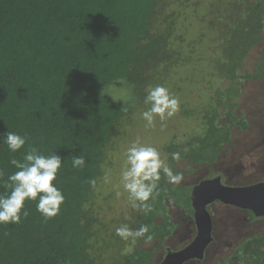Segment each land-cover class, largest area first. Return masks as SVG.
I'll return each mask as SVG.
<instances>
[{
    "label": "trees",
    "instance_id": "trees-1",
    "mask_svg": "<svg viewBox=\"0 0 264 264\" xmlns=\"http://www.w3.org/2000/svg\"><path fill=\"white\" fill-rule=\"evenodd\" d=\"M222 1L231 14L215 22L230 36L227 58L213 59V71L231 84L219 96L206 66L205 38L198 35L194 14L185 10L192 0H0V196L10 194L6 182L18 171L10 161L23 160L30 148L60 156L53 184L64 196L54 217L36 210L37 197L25 200L19 223L0 224V264H147L151 252L145 247L172 229L164 199L189 207V192L169 182L163 171L142 202L147 207L126 199L116 205L104 186L116 177L115 165L125 166L128 147L144 144L139 131L148 122L140 125L135 116L150 107L144 103L149 88L162 86L177 99L174 92L187 93L184 82L205 74L200 89L207 99L190 90L174 113L190 118L206 107L211 111L204 134L189 146H166L172 151L166 166L174 175L181 174L174 160L210 164L216 152L208 147L222 149L229 127L217 123L216 105L222 99L230 104L241 79H264L262 63L240 79L236 74L247 51L264 43V0ZM209 19L206 27H214ZM7 132L24 136L25 145L10 152L3 143ZM76 156L83 157L82 167H73ZM124 210L131 211L129 217ZM135 217L136 231L147 230L133 240L117 235ZM244 244L246 264H264V234Z\"/></svg>",
    "mask_w": 264,
    "mask_h": 264
},
{
    "label": "rangeland",
    "instance_id": "rangeland-1",
    "mask_svg": "<svg viewBox=\"0 0 264 264\" xmlns=\"http://www.w3.org/2000/svg\"><path fill=\"white\" fill-rule=\"evenodd\" d=\"M192 1L195 3H191L192 5L187 6L185 10H187L188 13H191V15L194 14V16L192 17L194 21L197 23L196 27H198L197 28L198 35L199 37L203 36V38H205L206 46L204 48V51L207 57V63H206L207 70L213 71V69L215 70V67H214L215 62L213 61V59L219 58V59L225 60L227 58V52L225 50V43L227 41L226 39L230 36L229 34L223 31L221 27L222 25H218L217 22H215V20L217 21V18L219 16H222L223 14H228L230 16L231 13L224 12L225 10L223 9L225 8H224V4L222 0H201V1L192 0ZM195 4L197 5L194 6ZM211 17H212L211 22L214 25V27L210 26L209 28H207L206 22L209 21L210 20L209 18ZM223 18L224 17H221V19ZM235 18H237L236 15L234 16V19ZM262 35H264V32L262 33ZM263 50H264V43L259 44V45L257 44L256 46L251 47L247 51L243 59V62H241L239 70L236 72V74H238L237 76L238 79L241 78V76H239L241 75V73L242 74L252 73L253 70L256 69L259 63H262V68L264 70V61L261 62L262 60L261 56H262ZM209 71H207V73ZM192 76L190 77L191 78L190 82L183 83L184 93L185 91L189 93L190 90L195 91L197 98L201 101H205L207 99V92L205 89H202V90L200 89L203 87L204 81H202L201 79L205 77V74L198 73ZM210 77L214 78V81H215L214 87L212 88V90L215 93L217 90L218 92L221 91L219 93V96L223 95L226 87L231 84V81L224 79L221 76H217L216 71L215 72L213 71V74ZM250 79L252 81L250 80L246 82L248 79H241L240 82L235 83L234 88L239 89V92L235 97L228 99L230 101V104L227 105L225 100L222 99L220 102L221 104L218 103L216 105L217 112H218L216 121L218 124H228L229 123L231 126H233V129H234L233 130V137H234L233 140L235 142L239 137L237 135L234 136L235 135L234 133L236 132L235 127L240 128V126L234 124L233 122L236 121L237 118H239L240 120L246 119V113L249 112L250 114H252L250 117V131L253 132L251 137H253V135L255 134L257 136L256 144L259 145L262 142L263 135H264V79L262 80H256L254 78H250ZM248 89H249V92H248ZM118 90H119V87H114L112 89L114 94H117ZM174 93L175 95L178 96L177 97L178 101H181L182 98L187 96V93L186 94H181L177 92H174ZM214 102H215V97H214L213 103ZM193 108L194 107H191L189 109H193ZM145 111L146 110H142V112H139V114H136L135 116L136 118L138 117L140 119L141 121L140 125H142L145 121L142 117V113ZM210 114H211V111L206 107V109H202V112L198 115V117L185 118V117H181L179 115L174 114L173 116H171V118L167 117L163 121H161L159 116H155L151 125L147 124L146 127L140 128L142 130L139 131V135L143 137V139L142 138L140 139L144 141L143 145L154 147L159 152L161 159L167 165L168 159L172 156V151L168 150L166 146L171 145V144L175 145V147L179 145L180 148H185V146H189L188 145L189 142L194 141L195 137H198L199 134L201 135L204 134L203 130L206 127L205 125L207 124L206 120L208 119ZM201 124L203 126L199 127ZM258 145L254 148V150L258 149ZM222 147L223 148L219 150L218 152H217V149H214L212 146H209L208 150L210 149L209 151L211 153H214L213 150H215L216 154L219 153V155L217 156L219 160L223 158V154L221 152H224V151L228 153V155H230L231 157L238 156V154H231L229 147L227 146H222ZM201 151H202V148H201ZM243 155H246V158H245L246 162H244V165H246L248 160L251 159L252 153L248 155V152L246 151V153H243L242 156ZM123 164L124 162H120V165L114 166L116 177L113 176L110 179V184L107 186H104V188L106 189L104 193H109V192L111 194L114 193L112 196V199L114 200V203L116 201V205L119 204L117 202H122L125 199L129 200L128 201L129 203H133L129 199V194L125 191L123 187V183L121 179V173L125 168ZM186 164H188L187 161L183 160V162L177 165V168L184 167ZM214 168L215 170H220L219 169L220 167H214ZM183 194L184 193L179 194L180 197H182ZM182 201L183 200H181L180 202ZM119 207H121V205ZM131 209L132 211L133 210L135 211V209L133 208ZM123 213L125 214V216L129 217L131 214V211L124 210ZM168 213L169 214L171 213V217L179 225V220H180L179 217L178 219H174V217H177V214H178L177 209L173 207V209L168 210ZM178 215L180 216V214ZM223 217L224 216H221L218 218V220H215L214 234L216 236L221 237L223 230L226 228L225 235L228 238H225V241L218 242L219 244L223 243L220 246H216L217 248L219 247L218 254L214 252V250H216L214 246L210 249L207 248L205 260H203L200 263H196V264H212L213 258L216 257V254L220 256L221 259L225 260L227 259L228 256L232 254V252L234 251L233 245L237 244L236 240L240 239L241 236H242V239L240 240H244L249 237H253L255 234H258V233L260 235L264 234L263 232L264 230H260L259 228L252 227L251 225L249 226L250 227L249 230H246V232L244 231L241 232L240 227H238L237 225H233L231 224V222L230 224H225L226 220L221 222L220 219ZM109 218H111L110 219L111 223H114V216L109 215L108 219ZM115 222H117L118 226L121 225L120 222L116 221V217H115ZM137 226H138L137 217H135V219L132 218V220H130L128 229L131 232L135 233ZM179 229L180 227H178L175 233L171 236V240H173L176 243H178V241L181 238L187 237L189 234V231H185L184 234L181 235L177 233ZM190 231H191V228H190ZM134 238L135 236L128 237V239L130 240H133ZM185 241L186 240H182L181 243H185ZM232 260H233V263H235V258H232ZM237 260H239V262L235 264H246V257H244V259L240 258Z\"/></svg>",
    "mask_w": 264,
    "mask_h": 264
},
{
    "label": "clouds",
    "instance_id": "clouds-1",
    "mask_svg": "<svg viewBox=\"0 0 264 264\" xmlns=\"http://www.w3.org/2000/svg\"><path fill=\"white\" fill-rule=\"evenodd\" d=\"M144 103L150 105L148 110L142 113L143 119L146 120L149 125L152 124L155 116H159L160 120L163 121L166 117H171L178 109V100L169 94L168 89L162 86L149 88ZM3 143L7 145L10 152H16L25 145L26 138L14 132H7L3 139ZM230 151L231 154H238V156L231 157L224 151L223 153L226 157H223L218 163L213 162V164H215L214 166L211 163L207 165L215 170L214 167H220L222 164L229 163V167L238 170L240 169L241 162V165L245 167L243 160H245L246 155L242 156L241 153L239 154V151L234 144ZM217 155H219V153H217L216 156ZM173 158H178V155L174 154ZM225 158H227L228 162L224 161ZM10 163L18 169V171L10 175L8 177V181L6 182V186L11 189L10 194L0 196V224L19 223L21 220V210L24 207L25 200H37V197L38 202L36 204V210L46 219L56 216L60 210L61 204L64 202L62 192L53 184V181L56 179L57 171L62 165L60 156L55 153L49 156H44L39 154L36 148H30L24 155L23 160L12 159ZM84 164L85 161L82 156H76L73 158V167H82ZM161 171H163L168 181L171 183L179 182L181 179L180 175H174L171 169L166 166L164 161L161 159L159 152L154 147L141 145L137 142H133L131 146L128 147L126 151L125 168L121 173V179L123 187L129 194V199L133 202L134 206H136L135 202L139 201L141 202V206L147 207L146 205H143L142 202L147 201L153 190L157 187L156 182L161 178ZM217 172L218 171L216 170V173ZM2 175L3 173L0 172V176ZM91 183L94 184V181ZM258 185L259 184L251 186V188L253 189ZM221 186L222 185H220V187ZM251 188L246 187L243 189L238 187L235 189L237 191L234 190V192L238 194L244 190V195H246V190ZM250 210L253 213V210ZM203 214L209 218L211 228V215H209L204 208ZM238 214L239 215L238 217L236 215V218H240L246 222H251V218L247 215L242 216V213ZM23 216H28L27 210L23 211ZM175 225L177 228L180 227L177 233L181 235L184 234L186 228L181 219L179 220V225L176 221ZM191 226L193 227V230L196 229L197 235L196 221L193 222ZM146 230L147 229L145 227H142L133 233L126 226H124L118 228L116 232L117 235L127 239L129 236H140ZM193 230L190 236L191 239L189 241H185L182 245V247H184L183 250L195 241L196 236L194 239L192 238ZM182 240H187V237L181 238L178 242L181 243ZM208 243L198 252L197 255L201 253L199 257L196 256V254H192L181 264H188L187 262L191 260V258L202 260L204 254L205 259V250L209 246Z\"/></svg>",
    "mask_w": 264,
    "mask_h": 264
},
{
    "label": "flooded vegetation",
    "instance_id": "flooded-vegetation-1",
    "mask_svg": "<svg viewBox=\"0 0 264 264\" xmlns=\"http://www.w3.org/2000/svg\"><path fill=\"white\" fill-rule=\"evenodd\" d=\"M256 80H262V79H256ZM248 81L249 80H247L246 82ZM251 115L252 114L247 112L246 119L240 120L239 118H237L236 121L233 122L234 124L240 126V128L237 127L238 129L235 127L236 132L234 133L235 134L234 136L236 135L239 136L235 142L233 141L234 139L233 126H231L228 123L227 124L229 127L227 129L228 138L225 141H223V143L221 144L222 146L229 147V149H231L234 144L235 147L238 149L239 154L246 153V151L248 152V155L252 153L251 159L248 160L245 167H243L240 162V169L235 170L229 167V163H225L220 166L219 168L220 170H217L218 172L216 173V170H213V168L207 165L206 163L203 162L192 163L189 160H185L187 161L188 164H186L184 167L177 168L181 172V174H179L181 179L179 180V182L173 184H176L179 187H181L183 191L185 190L184 192L186 193L189 192L190 205L189 207H185V206L183 207L181 205L174 204L168 198L164 199L163 205L166 206L167 213L168 210L173 209V207L177 209L178 214H180L181 217L177 214V217H174V219H178L179 217L182 223L185 225L186 231H189L186 241H189L191 239L190 236L193 230V227L191 225L193 224V222H195L193 218L195 207L193 206L192 196H191L193 190H196L199 187L205 188L206 186L214 182L218 184V186L222 185L226 189L230 188L229 190H231V192L234 193V190L237 189L238 187L243 189L246 187L251 188V186L264 183V135L262 142L259 145L256 144L257 136L254 134L253 137H251L253 133L250 131ZM257 145H258V149L254 150V148ZM222 154L223 157H226V155L223 152ZM217 156L211 162L213 166L215 165L213 164V162L216 163L219 162V158ZM224 161H227V158H225ZM181 162L183 161L174 160L173 164H175V166L177 167V165L180 164ZM243 162H246V159L243 160ZM218 182L221 184H219ZM238 197H241L240 200H235L233 202L231 197L226 198L228 199L226 200L216 196L215 198H212L211 200L203 204L204 209L209 215H211V220H212V225L209 232L210 240L208 241L209 242L208 249L214 246L216 248L214 252L217 254L219 253L218 250L219 247L217 248L216 246H220L221 244H223V243L219 244L218 242L225 241V238H228L225 235L226 228L223 230L221 237L216 236L214 234L215 220H218L219 217L224 216L223 218L220 219L221 222L224 220H226L225 224H230L231 222V224L240 227L241 232L242 231L246 232V230H249L250 225L252 227L259 228L260 230H264V215L257 217L252 213L250 209H248V207L246 206V197L244 195V190L238 193ZM238 213H242V216L244 215H247L248 217H250L251 215L254 216L255 218L253 220L251 219V222L253 223L246 222L244 220H241L240 218L236 219V215L237 217L239 215ZM168 216L170 221L168 223L172 224L171 227H169L172 228L171 232L169 234L166 233L164 236L160 234L158 238L152 240L153 242L152 245H150L149 247H145L148 249L149 252H151V257L147 261V264H161L170 254H177L178 252H180V250H183L184 248L182 247L184 243H180V242L176 243L173 240H171V236L175 233L177 226L175 225V220H173V218L171 217V213L170 214L168 213ZM161 221H162L161 218L157 219L158 223H160ZM195 236H196V229L193 230L192 238L194 239ZM240 239H242V236L240 237ZM240 239L236 240L237 241L236 245L232 244L234 246V251L230 256L227 257V259L225 260L221 259V257L216 254V257L213 258L212 264H235L239 262V260L237 259L240 258L244 259L246 255L242 256L244 254L240 248L243 245H245L244 243H246V239L244 240H240ZM206 252H207V248L205 250V253ZM204 256L202 260L191 258V260H189L187 263L188 264L200 263L203 260H205ZM232 258H235V263H233Z\"/></svg>",
    "mask_w": 264,
    "mask_h": 264
},
{
    "label": "water",
    "instance_id": "water-1",
    "mask_svg": "<svg viewBox=\"0 0 264 264\" xmlns=\"http://www.w3.org/2000/svg\"><path fill=\"white\" fill-rule=\"evenodd\" d=\"M223 188L222 186L220 187L218 184L212 182V184H209L205 188L199 187L198 189L193 190L191 196L193 206L195 207L194 218L197 224V235L195 241L189 247L177 254H170L161 264H181L192 254H196L198 257L200 256L201 253L197 255L198 252L210 240V220L203 214V204L216 196L223 199L231 197L233 202L240 199L236 192H234V194L231 190ZM245 197L247 207L253 210L255 216L264 215V183L259 184L253 189L246 190Z\"/></svg>",
    "mask_w": 264,
    "mask_h": 264
}]
</instances>
